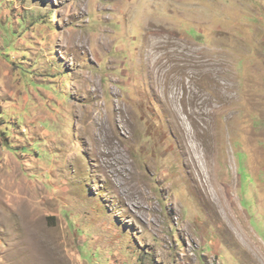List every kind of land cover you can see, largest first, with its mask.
I'll return each mask as SVG.
<instances>
[{"label": "rangeland", "instance_id": "rangeland-1", "mask_svg": "<svg viewBox=\"0 0 264 264\" xmlns=\"http://www.w3.org/2000/svg\"><path fill=\"white\" fill-rule=\"evenodd\" d=\"M0 264H264V0H0Z\"/></svg>", "mask_w": 264, "mask_h": 264}, {"label": "bare ground", "instance_id": "bare-ground-1", "mask_svg": "<svg viewBox=\"0 0 264 264\" xmlns=\"http://www.w3.org/2000/svg\"><path fill=\"white\" fill-rule=\"evenodd\" d=\"M164 94H165V92H164ZM180 119H181V116L179 115V112L177 113L173 109L170 108V121L176 127L178 135L181 138H183L185 136H182V133H181V130H183V129H182L181 124H180ZM181 142L182 143L180 145H181V148L183 149L182 150L183 152L182 151L181 152L183 154V160L185 158V160H184L185 165L184 166H186L188 168V170H187L188 178L191 181H193L194 187H195L197 193L200 195L201 200H204V190L203 189H204V185H205V180H204L205 179V177H204L205 176V170L203 169L202 165L200 164V161H201L199 159L200 157L198 158L196 156V154L193 153V149L191 146H189L188 143L184 144L182 139H181ZM195 152H196V148H195Z\"/></svg>", "mask_w": 264, "mask_h": 264}]
</instances>
